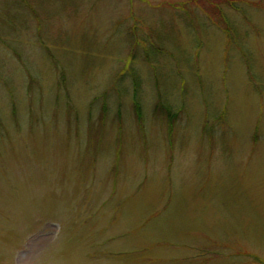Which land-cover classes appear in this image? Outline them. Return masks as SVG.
<instances>
[{
	"label": "rangeland",
	"instance_id": "rangeland-1",
	"mask_svg": "<svg viewBox=\"0 0 264 264\" xmlns=\"http://www.w3.org/2000/svg\"><path fill=\"white\" fill-rule=\"evenodd\" d=\"M264 264V0H0V264Z\"/></svg>",
	"mask_w": 264,
	"mask_h": 264
},
{
	"label": "snow or ice",
	"instance_id": "snow-or-ice-1",
	"mask_svg": "<svg viewBox=\"0 0 264 264\" xmlns=\"http://www.w3.org/2000/svg\"><path fill=\"white\" fill-rule=\"evenodd\" d=\"M21 264H23V262H21Z\"/></svg>",
	"mask_w": 264,
	"mask_h": 264
}]
</instances>
